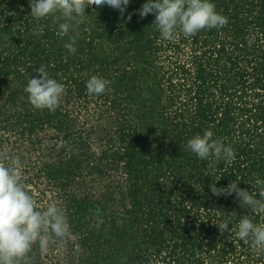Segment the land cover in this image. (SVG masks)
Instances as JSON below:
<instances>
[{"label":"trees","instance_id":"16d2710c","mask_svg":"<svg viewBox=\"0 0 264 264\" xmlns=\"http://www.w3.org/2000/svg\"><path fill=\"white\" fill-rule=\"evenodd\" d=\"M145 2L123 17L90 6L62 38L63 20L0 0V163L19 157L37 209L55 203L70 224L46 254L33 246V264H264L251 240L215 225L264 215L210 190L236 181L257 192L264 180V0H211L228 24L174 41L150 26L154 14L139 18ZM72 36L75 53L64 47ZM42 65L65 87L55 112L25 92ZM92 76L109 82L105 93L88 94ZM206 130L233 160L188 150Z\"/></svg>","mask_w":264,"mask_h":264},{"label":"clouds","instance_id":"9594fccd","mask_svg":"<svg viewBox=\"0 0 264 264\" xmlns=\"http://www.w3.org/2000/svg\"><path fill=\"white\" fill-rule=\"evenodd\" d=\"M131 2L132 0H30V8L31 15L37 20L50 16L55 20H63L64 22L59 23L57 32L63 38L70 30H75L83 23L88 7L108 6L119 10L123 17ZM150 13L155 16L150 26H154L161 37L169 41L176 40L181 33L184 37H195L205 29H221L229 22L227 17L216 11L211 0H146L137 14L140 19H144ZM131 19L132 14L129 13L127 20ZM43 31L44 27L39 26L33 30V35L39 36ZM69 39L71 42L64 47L75 53L76 38L72 36ZM255 39V36L248 38L249 46ZM36 72L39 77L30 78L25 88L28 100L38 110L55 112L65 93V87L50 77L45 66L42 65ZM108 84L106 79L92 76L86 82V88L90 95H101L105 93ZM213 136L210 130H206L203 135L197 134L188 141V150L200 159L214 158L216 162L222 158L226 162L233 160V148ZM21 167L19 157L11 160V166L0 163V264H33L34 245L38 244L40 254L43 255L57 239L63 241L70 234L68 218L57 204L52 203L42 211L37 209L35 199L21 182ZM252 187L258 191L241 188L236 181H232L227 187L211 185L210 190L217 197L235 194L241 208L250 207L254 213L264 215V180L257 179ZM231 215L235 217L238 213L233 211ZM215 225L221 234L234 232L245 244L251 240L253 251L264 252V223H254L249 216L244 215L235 227L229 228L228 222Z\"/></svg>","mask_w":264,"mask_h":264}]
</instances>
